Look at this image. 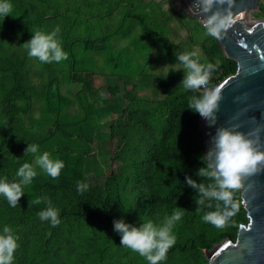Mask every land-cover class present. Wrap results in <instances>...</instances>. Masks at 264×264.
I'll list each match as a JSON object with an SVG mask.
<instances>
[{
  "label": "rangeland",
  "instance_id": "rangeland-1",
  "mask_svg": "<svg viewBox=\"0 0 264 264\" xmlns=\"http://www.w3.org/2000/svg\"><path fill=\"white\" fill-rule=\"evenodd\" d=\"M8 2L10 16L0 15V179L18 181L16 173L24 163L37 173L24 186L25 195L16 207L0 195V234L8 226L19 237L13 264H148L144 257L120 245L113 222L123 219L139 227L150 221L162 226L172 213L166 200L151 211L140 203L144 197L134 187L131 162L142 146L128 116L131 111L147 109L154 140L161 133L166 88L186 89L180 85L182 64L168 60L164 46L144 35L143 28L165 36L175 54L195 52L194 58L212 64L210 79L218 83L235 71L223 76L227 57L208 27L188 16L183 0ZM111 2L119 17L132 18L128 26L120 27V33L126 31L127 45L137 40L150 47L141 50L144 59L150 60L142 67L111 63L106 51L108 33L113 29L107 10ZM250 15L264 20V0ZM57 27L68 58L42 63L29 57L21 45L35 32L47 34ZM53 85L64 99L60 104L49 98ZM125 93L133 95L131 102ZM27 143L37 145V153L25 155ZM44 152L63 161L59 177L52 178L36 164ZM78 182L87 184V190L78 191ZM37 198L42 202L35 203ZM233 200L241 209L240 188L233 190ZM49 202L59 210L60 224L55 227L38 216ZM217 204L223 207L222 201L205 200V214L215 211ZM198 223L175 222V244L196 242ZM208 224L215 233L228 232L213 247L228 236L235 240L243 225L233 218L222 228ZM160 264L209 262L201 247H188L185 252L168 250Z\"/></svg>",
  "mask_w": 264,
  "mask_h": 264
},
{
  "label": "clouds",
  "instance_id": "clouds-1",
  "mask_svg": "<svg viewBox=\"0 0 264 264\" xmlns=\"http://www.w3.org/2000/svg\"><path fill=\"white\" fill-rule=\"evenodd\" d=\"M221 3L224 0H220ZM205 11L214 3V0H204ZM12 5L8 0H0V15L5 18L10 16ZM231 15L221 16L214 14L207 21L208 32L212 36H219L220 31L229 27L232 23ZM60 29L57 27L51 33L41 31L32 34V38L21 46L28 50L29 57L37 58L40 62H60L66 60L68 55L63 51L58 39ZM195 52H186L176 56L182 64L184 77L180 82L185 89L199 90L205 89L200 98L192 97L190 110L199 114L202 118L210 121L214 125V112L218 109L220 100V89L210 90L207 88L210 76L214 70L212 64H201L194 57ZM179 85V86H180ZM212 147L208 150L205 157L206 166L197 173L204 174L214 180L213 184L205 186L203 183L197 184L192 179L187 183L197 190V195L201 199L196 200L197 205H204L205 200L222 201L223 207L217 204L215 211H210L204 215L203 220L217 228L225 226L227 221L238 211L239 205L233 200V190L241 186V177L255 173L258 165H264V151L255 146V142L246 134L235 128H218L211 140ZM38 146L27 143L25 155L28 153H37ZM36 164L43 169L52 178H57L61 170L65 167L63 161L50 158L48 152H44L36 159ZM18 181L9 182L6 178L0 179V195H3L10 206L16 207L22 196L25 195L23 188L30 184L37 175L33 166L24 163L16 173ZM78 191L87 190L88 185L78 182ZM37 198L35 203H41ZM31 203V202H29ZM211 208L212 205L208 204ZM184 210V209H183ZM185 211V210H184ZM182 212L177 211L171 217L167 218L162 226H156L152 222L141 223L139 227L126 223L123 219L114 221V230L120 236V245L125 246L132 251L144 257L148 264H160L166 259V254L176 243V237L172 234L175 222L181 219ZM42 221H50L53 227L60 224L59 210L49 206L46 210L38 213ZM18 236L14 235L12 230L5 226L3 234H0V264H13L14 253L18 248Z\"/></svg>",
  "mask_w": 264,
  "mask_h": 264
},
{
  "label": "water",
  "instance_id": "water-1",
  "mask_svg": "<svg viewBox=\"0 0 264 264\" xmlns=\"http://www.w3.org/2000/svg\"><path fill=\"white\" fill-rule=\"evenodd\" d=\"M260 0H214L205 11L204 0H183L189 17L231 15L232 23L214 36L224 55L237 63V70L210 90L220 89L214 125L201 118L204 156L212 147L218 128H235L264 151V21L240 26L237 17L257 10ZM257 20V19H256ZM259 21V20H258ZM204 93L205 89H200ZM242 207L247 222L240 225L235 240L226 237L212 249L203 250L209 264H264V165L241 177Z\"/></svg>",
  "mask_w": 264,
  "mask_h": 264
},
{
  "label": "trees",
  "instance_id": "trees-1",
  "mask_svg": "<svg viewBox=\"0 0 264 264\" xmlns=\"http://www.w3.org/2000/svg\"><path fill=\"white\" fill-rule=\"evenodd\" d=\"M143 34L164 46L168 60L180 63L176 60L179 54H175L165 36L146 27L143 28ZM197 60L203 64L200 58ZM236 69L237 63L226 58L223 76ZM218 81L209 79L207 87L216 85ZM165 91L161 103L165 111L160 125L161 133L154 140L150 138L152 128L148 120L149 111L141 108L139 111L129 112L128 123L136 135H139L135 139L142 146V150L131 162L132 181L136 191L144 197L140 203L148 211L156 208L160 201L166 200L172 215L177 211L182 212L181 221L186 223L199 221L196 242L188 240L182 244H175L169 251L185 252L188 247L192 249L201 247L202 250L212 249L213 243L227 235L228 232L221 230L215 233L211 230L209 224L203 220L205 205L196 204V200L201 199V196L197 195V190L192 189L187 183L190 178L197 184L203 183L208 186L213 180L206 175H197L198 170L206 166V161L202 158L205 157L204 136L200 130V115L193 112L194 108L188 109L191 106V98H200L203 93L200 89L182 91L174 86L166 88ZM49 92V98L55 103L60 104L64 101L57 85L50 87ZM124 97L129 103L133 95L125 93ZM231 218L237 224L246 223L245 211L242 207L238 208Z\"/></svg>",
  "mask_w": 264,
  "mask_h": 264
},
{
  "label": "crops",
  "instance_id": "crops-1",
  "mask_svg": "<svg viewBox=\"0 0 264 264\" xmlns=\"http://www.w3.org/2000/svg\"><path fill=\"white\" fill-rule=\"evenodd\" d=\"M109 2V0H108ZM107 2V3H108ZM113 2L109 3L107 5V10L109 9L110 14V24H112L113 29L110 30V33H108V40L106 43V51L111 56V63L115 65V67L123 65L124 67L131 66V67H142L143 64L147 63L150 60L144 59L143 53L141 52L142 49H148L150 50V47L145 43L138 42L135 40V42L129 43L130 46L127 45V41H125L126 31H123L120 33L121 26H128V23H131V19L128 21H125V17H119L116 11V7L113 4ZM117 28H114L116 27ZM144 41V40H142ZM129 52V53H128ZM123 53V54H122ZM123 57V58H122ZM115 77V76H114ZM118 77V76H117Z\"/></svg>",
  "mask_w": 264,
  "mask_h": 264
},
{
  "label": "bare ground",
  "instance_id": "bare-ground-1",
  "mask_svg": "<svg viewBox=\"0 0 264 264\" xmlns=\"http://www.w3.org/2000/svg\"><path fill=\"white\" fill-rule=\"evenodd\" d=\"M264 20H254L250 14L244 13L243 15H239L236 19V23L240 26H247V25H256Z\"/></svg>",
  "mask_w": 264,
  "mask_h": 264
},
{
  "label": "built area",
  "instance_id": "built-area-1",
  "mask_svg": "<svg viewBox=\"0 0 264 264\" xmlns=\"http://www.w3.org/2000/svg\"><path fill=\"white\" fill-rule=\"evenodd\" d=\"M198 20L200 21V23L202 24V26L204 27H208L207 26V21L204 17H198Z\"/></svg>",
  "mask_w": 264,
  "mask_h": 264
}]
</instances>
